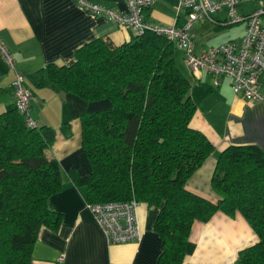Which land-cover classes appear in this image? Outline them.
I'll return each mask as SVG.
<instances>
[{"label":"trees","instance_id":"16d2710c","mask_svg":"<svg viewBox=\"0 0 264 264\" xmlns=\"http://www.w3.org/2000/svg\"><path fill=\"white\" fill-rule=\"evenodd\" d=\"M176 48L151 31L120 45L98 37L77 48L71 64L51 63L29 77L87 102L108 101L80 116L90 171L74 181L86 187L89 203L135 198L159 207L156 264H181L193 221L218 210L239 211L258 236L239 251L236 264H264V152L258 146L231 144L219 152L211 177L216 203L185 187L214 146L190 125L196 106ZM53 136L50 126H28L14 104L0 112V264H31L41 227L57 226L48 198L62 188L63 176L49 153Z\"/></svg>","mask_w":264,"mask_h":264},{"label":"crops","instance_id":"0c3cea01","mask_svg":"<svg viewBox=\"0 0 264 264\" xmlns=\"http://www.w3.org/2000/svg\"><path fill=\"white\" fill-rule=\"evenodd\" d=\"M90 1L126 9L125 0ZM178 1H155L145 10L146 19L159 24L182 22L185 12L177 11ZM258 1H240L238 12H250ZM225 16L226 8L222 7L212 20L192 26L195 53L231 39L221 31L231 25L221 23ZM219 34L224 36L215 39ZM134 36V29L88 12L75 0H0V38L14 55L16 69L25 76L24 83L31 94V117L37 125L54 130L49 153L57 158L63 176L62 188L48 198L49 209L58 217L57 226L41 227L31 264H55L61 256L64 264H156L162 251V239L154 230L159 207L139 202V240L107 242L86 208V187L74 181L90 171L81 145L80 116L107 107L108 101L87 102L48 81L38 85L29 77L51 63L71 64L75 50L95 38L107 37L120 45ZM174 55L179 70L189 80V94L196 106L190 125L203 132L214 146L185 187L216 203L219 196L211 187V177L219 152L231 144H255L264 152V101H250L234 94L227 76L214 77L205 70L191 72L181 49L176 48ZM11 79L12 72L0 56V112L13 107ZM258 82L264 90V73ZM257 239L239 211L229 216L218 210L206 221H193L181 264H236L239 251Z\"/></svg>","mask_w":264,"mask_h":264},{"label":"built area","instance_id":"2783aa9c","mask_svg":"<svg viewBox=\"0 0 264 264\" xmlns=\"http://www.w3.org/2000/svg\"><path fill=\"white\" fill-rule=\"evenodd\" d=\"M125 1L126 9L118 10L90 0H75L88 12L106 16L123 27L134 29L135 36L146 31L165 36L182 50L183 59L191 72L205 70L214 77L227 76L231 79L234 94L250 101H264V90L258 82V77L264 73V0H259L258 5L246 14L238 12L239 2L244 0H179L177 11H184L185 18L180 23L171 24L152 23L146 19L145 10L157 0ZM222 7L226 8V16L221 23L228 25L244 21L243 36L238 41L230 39L195 53L192 26L203 20H212V15ZM0 56L12 72L13 104L24 115L26 124L33 127L36 121L30 115L31 94L24 83L25 76L16 69L15 57L1 38ZM138 204L139 201L132 198L86 202V208L107 242H125L141 237ZM57 264H64L62 256Z\"/></svg>","mask_w":264,"mask_h":264},{"label":"rangeland","instance_id":"374dc122","mask_svg":"<svg viewBox=\"0 0 264 264\" xmlns=\"http://www.w3.org/2000/svg\"><path fill=\"white\" fill-rule=\"evenodd\" d=\"M221 31L223 32L226 31L225 33L227 34V38L230 37L232 40L238 41L241 39V36L243 34V23L242 22L233 23L228 27H223ZM223 36H224L223 34H219L218 36L215 37V39H217L218 37H223ZM177 52H179L178 49H177Z\"/></svg>","mask_w":264,"mask_h":264}]
</instances>
